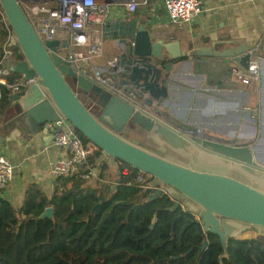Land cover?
<instances>
[{"label":"water","instance_id":"95a60500","mask_svg":"<svg viewBox=\"0 0 264 264\" xmlns=\"http://www.w3.org/2000/svg\"><path fill=\"white\" fill-rule=\"evenodd\" d=\"M0 6L13 29L10 45L22 52L10 71L25 80L34 79L13 95L17 112L54 121L62 115L101 150L97 167L107 161L120 176L121 164L126 163L150 174L149 187L156 188L150 199L166 192L175 201L174 209L183 207L196 215L206 232L220 237L221 261L229 254V238L250 228L264 236V164L258 161L254 146L220 140L199 129H182L161 110L168 95L169 69L163 55L171 46L168 36L163 39L164 35L139 25L135 18L106 21L101 33L115 59L102 70L91 61H72L70 52L69 59L62 58L61 52L70 49L69 41L43 40L19 0H0ZM250 49L225 56L247 69ZM105 74L110 77L107 82L97 78ZM83 96L100 112L92 111L81 100ZM125 129L142 134L159 150L174 153L188 164L126 138ZM196 154L200 160L212 159L211 164L204 163L211 168L233 171L241 178L198 169L202 162L195 159ZM100 207L96 205L94 211ZM43 216L52 217L53 207H47Z\"/></svg>","mask_w":264,"mask_h":264},{"label":"crops","instance_id":"0c3cea01","mask_svg":"<svg viewBox=\"0 0 264 264\" xmlns=\"http://www.w3.org/2000/svg\"><path fill=\"white\" fill-rule=\"evenodd\" d=\"M124 2H108V20L135 18L139 25L146 24L149 29L160 32L163 39L169 37L166 42L171 46L163 50L169 69L167 103L161 109L166 118L182 129H199L220 140L252 144L258 161L264 164V60L261 84L256 89L234 76L233 69L238 64L225 56L230 51L250 48L263 40L264 0H206L201 13L191 22L181 23L169 22L158 0H153L147 7L141 6L134 13L127 11ZM69 37L68 31L59 29L56 39L69 41ZM100 37L101 55L90 61L106 70V65L114 62L115 56L109 52L110 47L102 33ZM83 47L87 53L88 45ZM65 51L70 52H62ZM13 62L15 58L11 64ZM104 77L110 78L108 74ZM82 99L90 109L100 112L94 102L84 96ZM56 130L54 120H44L43 117L40 120L29 113L15 110L13 114L0 116V156L8 159L15 168L10 187L0 194L16 206L22 205L31 184L39 185L47 195L53 193L59 177L53 174L51 164L69 154L66 148L55 143ZM123 133L150 148L143 144L145 137L142 134L131 129H125ZM172 160L188 164L180 157ZM197 167L241 178L233 171L211 168L204 163ZM109 170L104 180L98 177L100 184L114 180L113 177L108 182L111 178ZM257 235V229L250 228L239 236L254 238Z\"/></svg>","mask_w":264,"mask_h":264},{"label":"trees","instance_id":"16d2710c","mask_svg":"<svg viewBox=\"0 0 264 264\" xmlns=\"http://www.w3.org/2000/svg\"><path fill=\"white\" fill-rule=\"evenodd\" d=\"M6 38L0 37V54ZM13 47L15 60L21 59L20 48ZM6 77L10 83L23 78L13 71ZM15 93L1 86L0 116L15 112ZM100 154L95 148L90 165L97 167ZM97 168L102 180L112 169L107 161ZM121 170L112 183L59 177L50 195L31 184L20 207L0 194V264H264V236L229 238V254L221 261L218 235L206 232L191 211L174 209L169 194L150 199L155 189L149 181L135 182L137 169L122 163ZM47 207H53L52 217H42Z\"/></svg>","mask_w":264,"mask_h":264},{"label":"built area","instance_id":"2783aa9c","mask_svg":"<svg viewBox=\"0 0 264 264\" xmlns=\"http://www.w3.org/2000/svg\"><path fill=\"white\" fill-rule=\"evenodd\" d=\"M30 21L43 40L56 39L59 29L70 33V48L88 45L85 53L80 50L70 52L72 61L88 62L92 57L101 55V27L110 16L109 1L113 0H19ZM153 0H125L124 5L129 13L136 12L141 6L147 7ZM162 4L168 21L171 23L191 22L203 11L206 0H158ZM6 33L7 38L2 44L0 54V98L1 86L6 85L18 92L34 79L22 78L15 83L7 80L10 74L11 60L15 57V49L10 45L13 29L0 6V37ZM252 57L247 69L237 66L233 69L234 76L242 83L258 89L261 84V64L264 60L262 41L256 42L250 49ZM61 57L69 59V53L61 52ZM114 63V62H111ZM102 82L109 78L97 76ZM55 143L66 148L68 156L55 160L51 170L57 177H79L86 182L98 176L96 167L90 165L89 157L95 145L85 143L71 122L60 115L56 121ZM15 168L4 156H0V193L10 187ZM127 172V171H126ZM151 175L140 172L135 182L144 184Z\"/></svg>","mask_w":264,"mask_h":264},{"label":"rangeland","instance_id":"374dc122","mask_svg":"<svg viewBox=\"0 0 264 264\" xmlns=\"http://www.w3.org/2000/svg\"><path fill=\"white\" fill-rule=\"evenodd\" d=\"M69 39V42H71V38L69 37L68 38ZM0 45H1V42H0ZM80 50V51H84V47H82V46H75L74 48L73 47H71L70 49H69V51L71 52V50ZM81 100H83L82 98H81ZM84 102V101H83ZM124 134V133H123ZM123 136H125L126 138H130V136L127 134V133H125ZM131 139V138H130ZM145 139V141H143V144L144 145H147L148 147H150V149H153V150H157V151H159L160 152V154H162V155H164V156H166V158L167 157H169V158H171V159H176V155L174 154V153H171V152H169V151H167V152H164L165 150L164 149H161V150H159V147L157 146V145H155V143H153V142H150L149 140H147L146 138H144ZM197 156H195V159L198 161V162H202V163H207V162H209L210 164L212 163V159H209V160H207V159H202V160H200L201 158L199 157V155L198 154H196ZM208 166H210V165H208ZM114 170L115 169H111V170H109V172H110V174H111V178H109L108 179V182H110L111 181V179L113 178V177H115V174H114ZM150 175V174H149ZM147 178H149V176H147ZM151 179V178H150ZM150 179L148 180V181H150ZM96 181H98V176L97 177H95V178H93L91 181H89L90 183H95Z\"/></svg>","mask_w":264,"mask_h":264},{"label":"flooded vegetation","instance_id":"af4514ba","mask_svg":"<svg viewBox=\"0 0 264 264\" xmlns=\"http://www.w3.org/2000/svg\"><path fill=\"white\" fill-rule=\"evenodd\" d=\"M88 106V105H87ZM89 107V106H88ZM92 110V109H91ZM93 111V110H92ZM149 178H150V176H149ZM152 180V177H151V179H150V181ZM150 181H149V183H150ZM153 189H155V191H156V188H153ZM155 193V192H154ZM164 193H166V192H164ZM163 194V193H162Z\"/></svg>","mask_w":264,"mask_h":264}]
</instances>
